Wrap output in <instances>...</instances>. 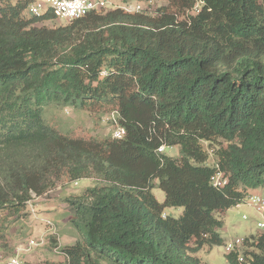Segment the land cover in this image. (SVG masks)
<instances>
[{"label": "trees", "instance_id": "1", "mask_svg": "<svg viewBox=\"0 0 264 264\" xmlns=\"http://www.w3.org/2000/svg\"><path fill=\"white\" fill-rule=\"evenodd\" d=\"M31 2L0 0V240L34 199L88 179L63 199L82 239H53L62 264H202L200 248L223 244L222 214L264 187V0H163L54 26ZM54 110L124 134L75 137L50 125ZM225 259L264 264V232Z\"/></svg>", "mask_w": 264, "mask_h": 264}, {"label": "rangeland", "instance_id": "2", "mask_svg": "<svg viewBox=\"0 0 264 264\" xmlns=\"http://www.w3.org/2000/svg\"><path fill=\"white\" fill-rule=\"evenodd\" d=\"M110 2L116 6L140 5L142 8L150 6V9L163 4V0H155L150 5L136 0H110ZM107 9H111V5H108ZM59 23L64 24L66 21L56 19L45 21L43 24L54 26ZM47 121L62 132H71L73 136L83 138L109 136L113 134L114 129L109 124L108 118L99 116L98 113L54 110L47 114ZM166 154L177 156L178 148H167ZM211 162L210 158L209 163ZM92 184L93 182L88 179H81L77 183L64 187L59 184L56 189L34 199L26 209L28 214L23 224L11 227L10 233L0 240V264H4V260L15 253H18L23 264H62L64 258L54 249L53 239H56L61 246L72 245L82 239L70 225V209L63 199L69 194L82 192ZM257 189L264 195V187ZM152 193L160 203L163 202L164 193L159 188H153ZM181 213L182 208L179 207L164 209V214L175 218ZM222 215L223 225L218 232L223 239V244L211 248H200L195 256L201 260L202 264H226L227 252L224 244L236 238L243 239L264 232V228L260 229L257 226L258 222H264V210L262 214H258L246 202L229 208Z\"/></svg>", "mask_w": 264, "mask_h": 264}, {"label": "built area", "instance_id": "3", "mask_svg": "<svg viewBox=\"0 0 264 264\" xmlns=\"http://www.w3.org/2000/svg\"><path fill=\"white\" fill-rule=\"evenodd\" d=\"M111 5V8L120 7L125 11L133 12L142 10V6L136 5L135 7L128 6H116L113 5L110 0H32L26 9V13L31 16L40 15L41 13L49 10L54 17L60 20L69 21L80 18L92 11L107 10V6ZM193 10H197V6ZM113 134L115 138H121L124 134V129L119 126L116 121L113 122ZM159 151H163V147L159 148ZM211 182L215 187H222L226 183V177L222 172H216L211 177ZM246 203L251 206L256 213L262 214L264 210V195L261 193H254L248 195ZM244 218H246L244 216ZM258 228H264V222L257 223ZM32 243V241H30ZM243 243V239H234L224 244L225 251L231 252L234 249L239 248ZM4 264H23L18 253L8 256L4 260Z\"/></svg>", "mask_w": 264, "mask_h": 264}, {"label": "crops", "instance_id": "4", "mask_svg": "<svg viewBox=\"0 0 264 264\" xmlns=\"http://www.w3.org/2000/svg\"><path fill=\"white\" fill-rule=\"evenodd\" d=\"M259 193L258 189H249L248 194Z\"/></svg>", "mask_w": 264, "mask_h": 264}, {"label": "clouds", "instance_id": "5", "mask_svg": "<svg viewBox=\"0 0 264 264\" xmlns=\"http://www.w3.org/2000/svg\"><path fill=\"white\" fill-rule=\"evenodd\" d=\"M253 194H254V193H253ZM248 195H251V194H247V196H248ZM246 198H247V197H246ZM244 202H246V199H245V201H244ZM237 206H238V205H237Z\"/></svg>", "mask_w": 264, "mask_h": 264}]
</instances>
